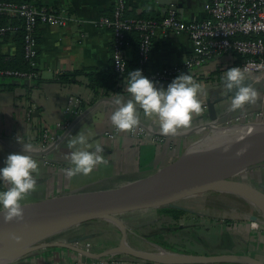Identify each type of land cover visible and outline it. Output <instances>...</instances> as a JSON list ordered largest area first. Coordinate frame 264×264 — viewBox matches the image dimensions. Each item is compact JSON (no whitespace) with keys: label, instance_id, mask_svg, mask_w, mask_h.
<instances>
[{"label":"crops","instance_id":"0c3cea01","mask_svg":"<svg viewBox=\"0 0 264 264\" xmlns=\"http://www.w3.org/2000/svg\"><path fill=\"white\" fill-rule=\"evenodd\" d=\"M14 1H32L37 5L55 10L64 8L69 15L75 18V21L70 22L64 28L47 25L37 27L36 71L38 77L35 83L30 86H19L13 81L0 83L16 84V87L11 90L0 88V168L5 166V160L9 154L22 153V145L16 139L18 136L23 143H31L34 146L32 155L38 162V175L34 174L37 178L36 189L21 202L22 204L117 188L114 185L117 180L136 181L173 159L179 149L185 145V141L181 139H177L175 143L168 141L167 137L171 135L162 134L155 117H145L142 110H139L140 124L151 126L155 135L152 134L146 139H133L127 131H118L117 136L112 140L104 136L105 131H111L113 128L110 120L116 107L112 102L113 99L116 96H122L125 100L129 98V94L125 91L126 80L117 85L121 87V93L111 92L108 97H96L87 87L83 76H78L74 83L55 82L61 74L90 68L107 70L112 67L111 32L98 26L100 17L111 15L112 0ZM206 1L125 0V4L126 10H134L135 13L150 11L159 17L170 10H175L182 21L190 22L205 17L203 6ZM154 43L156 47L149 62L148 73L181 64L192 52L191 42L185 34L173 35L157 29L154 33ZM17 51L15 37L9 38L5 43H0V53L9 58L16 56ZM126 52L127 61H130L133 57L130 45ZM236 62L233 56L225 55L217 60L206 62L202 67L189 73L206 90V95L201 96L203 112L194 116L190 126L180 129L178 133L192 131L212 122L210 121L212 115L217 119L224 116L233 118V116L255 115L264 110L263 84V91L257 89L259 98L255 104L246 105L239 113H229L233 98L228 96L221 79L226 68L235 65ZM155 86L166 90L168 85L155 83ZM74 99L80 100L81 110L77 116L71 118L69 130L59 133L56 140L42 150L40 147L41 130L44 128L53 130L56 123L62 122L65 119V106ZM216 131L214 129L212 132ZM80 132L87 138L86 150L94 151L98 144L101 145L104 148V158L108 163L98 165L89 175L81 174L68 180L63 175L62 169L72 165L65 159V155L74 150L69 148V143ZM194 145L192 148L196 146ZM243 180L250 183L254 181L251 185L260 187L264 191V163L245 173ZM4 190H6V185L0 181V191ZM154 211L157 216L156 210ZM234 211L236 209H232V212ZM236 213L238 215L247 214L239 211ZM225 222V229L222 232L215 230L217 226L214 227V225L212 234L210 232L214 236H224L225 245L221 246L218 253L212 250L214 252L203 253L201 256L228 254L248 256L264 264V226L251 220V217L247 221H234L233 219ZM252 223H256L257 226H253ZM114 227L117 230L103 220L88 221L52 234V240L48 242L79 246L84 250L88 248L89 252L100 254L112 246H119L121 233L115 225ZM113 233L118 236L117 242L114 240ZM126 243L135 250L151 252L145 243L153 242L149 241L147 236L135 232L131 238L126 234ZM12 264L157 263L122 254L88 258L66 248L54 247L28 254ZM210 264L250 263L235 261Z\"/></svg>","mask_w":264,"mask_h":264},{"label":"built area","instance_id":"2783aa9c","mask_svg":"<svg viewBox=\"0 0 264 264\" xmlns=\"http://www.w3.org/2000/svg\"><path fill=\"white\" fill-rule=\"evenodd\" d=\"M112 3L111 15L100 17L98 26L111 32L112 67L118 85L126 80L124 79L126 50L129 45L126 34L132 30L140 32L138 63L145 66L144 73L154 83L168 85L178 75L188 74L206 62L225 55L233 56L237 60L236 64L226 68V71L239 66L246 69L247 79L252 82L264 80V0H207L203 6L205 17L190 22L182 21L172 10L161 16L159 22L125 18V0H112ZM0 16L21 22L19 26L0 25V43L15 37L18 30L22 29V58L29 68L26 72L0 70V83L13 81L19 86H30L38 77L37 27L47 25L64 28L75 21V18L64 8L55 10L32 1H0ZM157 29L173 35L185 34L191 42L192 52L181 64L148 73L149 54ZM80 110V100H71L64 108L65 119L56 123L53 130L48 128L41 130L42 150L51 145L59 133L69 130L71 118L77 116ZM127 132L133 139H146L154 134L151 126L141 124ZM117 133L118 130L113 126L111 131L104 132V136L112 140ZM252 225L257 226L256 223ZM85 251L89 252L88 248Z\"/></svg>","mask_w":264,"mask_h":264},{"label":"water","instance_id":"95a60500","mask_svg":"<svg viewBox=\"0 0 264 264\" xmlns=\"http://www.w3.org/2000/svg\"><path fill=\"white\" fill-rule=\"evenodd\" d=\"M221 83L224 84L222 79ZM244 83L245 86L252 84L254 88L263 91L264 81L252 82L247 79ZM235 91V89L231 91L227 90L228 96L234 98ZM240 111L241 109H236L231 110L229 113H239ZM234 118L237 117L233 116V118H230L229 116H224L221 119H217L212 115L210 119L212 122L202 127H214L215 125L224 124L228 120ZM252 140L245 141L235 146L231 152L219 153L214 156H212L213 154L210 155L205 164L198 168L190 169L189 173L183 176L180 181L172 183L169 186L158 187L155 185L161 183L160 181H162L165 175L170 173L173 168L180 167L187 158L188 160H199L201 157L205 156L203 154H197V156L189 158L188 155L154 177L146 180H137L120 188L53 197L29 204H22L25 214L22 222L12 221L10 223H5L3 214L0 213V235L2 233H7V231L11 232L14 229L20 232L37 231V234L31 237L25 244L23 243L19 246L22 248V251L19 256L15 258L16 260L43 249L56 247L66 248L88 258L122 254L157 264H210L235 261L261 264L248 256L231 254L201 256L173 253L161 248L157 244L150 243L156 251H165L182 258L181 260L171 262L156 261L152 258L144 257V255L152 254V252L135 250L126 243L127 230L118 218V216L123 214L152 209L156 210L161 207L174 208L187 212L185 208L177 204L185 199L201 196L209 192L226 193L241 198L234 194L235 192H239L264 202V191L260 189V187L251 185L250 182L243 180V175L245 173L256 169V167L264 163V137L254 138V143L246 144ZM249 157H251V161L245 164V161H247ZM181 172L182 170L178 172L179 175H181ZM241 199L244 200L243 198ZM93 220L113 221L115 224L112 222L110 223L119 229L122 237L119 246L100 254H94L92 252H86L79 246H72L64 243L48 241L40 243L30 242L38 235L51 236L69 227ZM251 220L255 221V217H251ZM123 243H125L131 251L118 252ZM16 249L17 247L0 251V260L13 254Z\"/></svg>","mask_w":264,"mask_h":264},{"label":"clouds","instance_id":"9594fccd","mask_svg":"<svg viewBox=\"0 0 264 264\" xmlns=\"http://www.w3.org/2000/svg\"><path fill=\"white\" fill-rule=\"evenodd\" d=\"M224 87L235 96L230 109H243L246 105L255 104L259 93L252 84L245 86L246 69L232 67L222 77ZM125 91L129 98L116 96L113 104L115 110L111 114L112 125L118 131H132L140 125V111L145 117H155L159 131L165 135H176L180 129L190 126L193 117L202 114L201 96L206 95L204 86L194 80L191 74H180L166 90L157 88L155 83L137 69L129 72ZM17 142L22 145V153L9 154L5 166L0 168V181L6 185V190L0 191V213L5 223L22 222L24 211L22 201L36 189L38 162L33 158L34 146L23 143L19 136ZM80 147H77V146ZM69 148L74 149L65 155L72 165L62 169L66 179L71 180L77 175H89L101 164H107L104 158V148L97 145L94 151L86 150L87 138L83 133L75 135ZM19 240V237H14Z\"/></svg>","mask_w":264,"mask_h":264},{"label":"rangeland","instance_id":"374dc122","mask_svg":"<svg viewBox=\"0 0 264 264\" xmlns=\"http://www.w3.org/2000/svg\"><path fill=\"white\" fill-rule=\"evenodd\" d=\"M249 123H264V110L261 112H258L255 115H245L242 117H237L234 119L228 120L224 124H218L214 127H200L196 128L195 130L190 131H182L180 133H177L176 135H171L168 138V141L170 142H176L177 139H181L185 141V145L179 149V151L175 154L173 159H171L168 163L165 165L150 171L146 173L143 177L139 178L138 180H146L151 177H154L155 175L160 174L164 170L168 169L170 166L174 165L176 162H178L180 159L186 157L189 155L190 151L189 149L195 144L196 146L202 142L209 134L211 135V132L216 129L217 131L221 130L222 128L229 127V126H240V125H246ZM216 131V132H217ZM164 138V137H163ZM166 139V137L164 138ZM237 138H233L229 140L224 146H221L217 149L216 152H214V155L219 153H225V152H231L235 146L238 145ZM194 145V146H195ZM229 145V146H228ZM195 146V147H196ZM208 159H204L198 163H188L184 166L180 165V167H175L170 171V173L167 174V179L170 177L178 176L179 171L182 170L180 173L181 175H187L190 171V169H195L200 167L201 165L205 164V162ZM163 180V179H162ZM137 181V180H136ZM117 180L114 182L115 187L120 188L123 186H126L128 184L133 183ZM162 182V181H160ZM254 183V181H251V183ZM123 183V184H122ZM207 194V193H206ZM206 198L205 195L192 197L185 199L181 202H179L177 205L185 208L187 210V215L183 216L178 222H170L169 219H165L161 222H157V216L155 215L154 209L147 210L143 212H133L128 214H123L118 216L119 221L123 223V225L126 227V234L129 238H131V235L135 232H139L147 237L155 236L160 231L162 232V238L163 241L166 243L173 245L177 249L181 250L182 252L186 251L190 255H201L203 253L208 252H214L218 253L219 249L221 250V246L225 245L226 239L224 236H214L211 235L213 232V228L217 226V231L222 232L225 228V221L233 220L234 221H247L250 219V217H255V221L257 223H260L261 226H264V217L262 214L258 211V209L254 208L252 205L248 204L250 207V215L249 214H241L238 215V210L235 208V202H233L230 199L222 198V199H216L221 200L223 204H225L226 208L218 210L215 208H205L203 199ZM214 198L211 199V201L214 202ZM232 209H236V211L232 212ZM240 212V211H239ZM242 213V212H241ZM105 221V220H103ZM214 221V222H213ZM108 224L112 225L113 228L114 225L110 223ZM165 222L166 227L163 229L161 228V223ZM214 227L212 228V226ZM135 227V229H134ZM162 229V230H161ZM191 229H193L194 235H191ZM115 230H117L115 228ZM211 232V234H210ZM114 240L117 242L118 236L113 233ZM196 238H199L200 242L196 241ZM52 240V237L46 236V235H38L35 238H33L30 242L31 243H40L43 241H49ZM145 245L150 251L156 252V249L147 243H142ZM109 247V246H107ZM116 246H112L113 249ZM108 249V250H110ZM214 250V251H212ZM18 252V249L16 250ZM20 251V250H19ZM21 252H18L16 254H20ZM15 253L12 255H9L3 259L0 260V264H12L16 261V255ZM15 255V256H14ZM210 256H217V255H210ZM219 256V255H218Z\"/></svg>","mask_w":264,"mask_h":264},{"label":"trees","instance_id":"16d2710c","mask_svg":"<svg viewBox=\"0 0 264 264\" xmlns=\"http://www.w3.org/2000/svg\"><path fill=\"white\" fill-rule=\"evenodd\" d=\"M0 1H14V0H0ZM125 18H132V19H146V20H153L155 22H159L161 20V17L155 15L154 13L150 11H143L140 13H135L134 10H125L124 12ZM19 20H8L4 16H0V25H20ZM21 38H22V29L18 30V33L15 36V40L17 42V47L18 51L16 56L9 58L2 53H0V70H18V71H28L29 68L27 64L24 62L22 58V52H21ZM126 41L127 43L132 47V54L133 57L130 61H127L126 63V68H125V74H124V79L127 80L129 79V72L134 71V70H141L142 74L146 76L144 73L145 66H140L138 63V47L140 43V32L137 30H132L129 33L126 34ZM155 43L154 39L152 41V48L149 54V61L151 60L152 53L155 50ZM78 76H83L86 79L87 82V87L93 92V94L96 97L102 96V97H108L110 93H121L122 89L121 87L117 86V80L115 78V75L113 73V67H110L107 70H97V69H84V70H79V71H73L70 73H65L59 75L55 82L59 84H67V83H74L76 81V78ZM147 77V76H146ZM37 80V79H36ZM34 80V83L35 81ZM16 87V84H0V88H3L5 90L13 89ZM206 198L203 199L204 202V207L205 208H215L218 210L226 208L225 204L221 200H216V199H222V198H227L235 202L236 204L234 205L235 208L238 209L240 212H244L249 214L250 207L247 202L242 200L241 198H238L234 195L231 194H226V193H218V192H209L207 194H204ZM203 196V195H202ZM214 198V202L211 201V199ZM156 214H157V222H161L165 219H169L170 222H178L183 216L187 215L186 211L183 210H178L174 208H168V207H161L156 209ZM166 227L165 222L161 223V228L163 229ZM161 229V230H162ZM193 229H191L192 234ZM161 231L156 234L155 236H150L147 237V239L161 248L173 252V253H179V254H189L188 252L184 251L182 252L181 250L177 249L173 245H170L163 241ZM197 242H200L199 238H196Z\"/></svg>","mask_w":264,"mask_h":264},{"label":"bare ground","instance_id":"6f19581e","mask_svg":"<svg viewBox=\"0 0 264 264\" xmlns=\"http://www.w3.org/2000/svg\"><path fill=\"white\" fill-rule=\"evenodd\" d=\"M258 137H264V123H249L246 125H240V126H229L222 128L221 130L217 132H212V134L208 135L202 142H200L196 147L190 148L189 151V158L192 156H197V154L201 155L203 154L205 157H201L199 160L198 159H192V160H187L182 163L181 165L184 166L188 163H198L206 158H208L210 155L214 154V152L217 151L218 148L221 146H224L229 140L231 139H239L238 140V145L245 142V141H250L249 143L246 144H252L254 143V138ZM229 146V145H228ZM229 152V151H228ZM251 161V157L245 161V164ZM184 175H178V176H172L169 179H167V175L163 178L161 183H158L155 186H169L172 183H177L178 181L181 180V178ZM186 176V175H185ZM103 186V185H102ZM90 191V189H89ZM95 191V190H94ZM99 191V190H98ZM237 196L243 198L248 204L252 205L254 208L258 209V211L262 214L264 217V202L261 200H256L253 199L245 194L235 192ZM262 211V212H261ZM113 224H115L113 221H110ZM117 225V224H116ZM35 234H37V231H25V232H20L19 230H12L7 231V233H2L0 235V251H4L6 249H12L14 247H17L18 252L22 251V248L19 247L23 243L25 244L31 237H33ZM14 237H19V240L15 239ZM16 249V250H17ZM20 250V251H19ZM120 251H131L125 243L122 244L121 249L118 250ZM17 251L13 252V254L18 253ZM12 255V254H11ZM19 256V254H16ZM15 256V255H14ZM144 257L147 258H152L156 261H161V262H171V261H177L181 260L182 258H179L175 255L169 254L165 251H156L155 253L153 252L150 255H144ZM4 260V259H3Z\"/></svg>","mask_w":264,"mask_h":264}]
</instances>
